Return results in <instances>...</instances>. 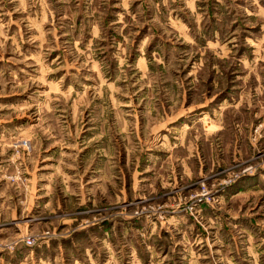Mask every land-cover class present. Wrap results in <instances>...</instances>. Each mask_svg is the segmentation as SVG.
<instances>
[{"label":"rangeland","instance_id":"rangeland-1","mask_svg":"<svg viewBox=\"0 0 264 264\" xmlns=\"http://www.w3.org/2000/svg\"><path fill=\"white\" fill-rule=\"evenodd\" d=\"M0 264H264V0H0Z\"/></svg>","mask_w":264,"mask_h":264}]
</instances>
